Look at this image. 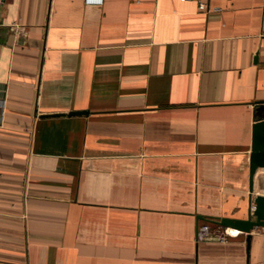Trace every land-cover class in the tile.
<instances>
[{
  "label": "crops",
  "instance_id": "0c3cea01",
  "mask_svg": "<svg viewBox=\"0 0 264 264\" xmlns=\"http://www.w3.org/2000/svg\"><path fill=\"white\" fill-rule=\"evenodd\" d=\"M0 87V264H264V0H0Z\"/></svg>",
  "mask_w": 264,
  "mask_h": 264
},
{
  "label": "water",
  "instance_id": "95a60500",
  "mask_svg": "<svg viewBox=\"0 0 264 264\" xmlns=\"http://www.w3.org/2000/svg\"><path fill=\"white\" fill-rule=\"evenodd\" d=\"M86 111H73L69 115H81ZM259 168H264V102H260L255 109V121L251 130V147L249 152V192H252L253 176ZM253 201L254 205L249 210V218L245 221H236L221 219L220 224L223 226H236L241 232L248 233L253 227H264V196L256 195L253 199L250 197L249 202ZM251 216L254 219H251ZM249 235L247 236V241Z\"/></svg>",
  "mask_w": 264,
  "mask_h": 264
},
{
  "label": "built area",
  "instance_id": "2783aa9c",
  "mask_svg": "<svg viewBox=\"0 0 264 264\" xmlns=\"http://www.w3.org/2000/svg\"><path fill=\"white\" fill-rule=\"evenodd\" d=\"M104 0H83L85 5H92V6H101L103 4ZM198 6L200 9L204 10L206 9V6L203 2L198 1ZM4 98H5V91L2 87H0V110L2 111L3 105H4ZM241 231L237 229H231L229 227L223 228L220 234H218V240L224 241L225 238L228 237H235L237 236ZM208 235V228L206 226H202L199 229L198 236L199 237H205Z\"/></svg>",
  "mask_w": 264,
  "mask_h": 264
}]
</instances>
